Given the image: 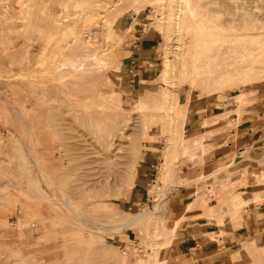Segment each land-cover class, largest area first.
<instances>
[{
	"label": "rangeland",
	"instance_id": "obj_1",
	"mask_svg": "<svg viewBox=\"0 0 264 264\" xmlns=\"http://www.w3.org/2000/svg\"><path fill=\"white\" fill-rule=\"evenodd\" d=\"M115 2L101 1L96 17L89 14L96 6H89L88 0H0V229H11L9 240H5L7 234L0 233V264H121V256L128 257V264H138L141 259H147L146 264H177L168 260L172 233L167 230L176 225L180 216L167 200L172 190L176 193V189L181 192L187 188L188 193L205 197V202L218 198L219 202L229 204L232 193L244 190V196L250 198L255 194L252 189L261 188L257 184L247 187L250 182L246 180H262L250 171H246L248 179L235 182L247 163L230 164L229 168L217 170L211 179L191 180L180 188L182 181L176 187L170 186L176 183L170 176L179 172L186 177L206 162L209 148L204 145V137L196 146L191 140L186 141V136H198L190 121L185 129L196 98L208 95L224 101L231 94L264 83V72L250 77L243 87L236 80L220 89L216 87L218 82L212 87L193 82L194 72L211 53L217 52L221 57L222 50L229 49V53L238 55L250 45L259 46L261 52V34L253 33L261 31L264 0H195L194 25L190 27H180L176 22L181 0ZM110 8L114 11L108 12ZM108 21L113 22L114 35L108 32ZM142 22L158 35L161 69L157 79L140 81L135 87L126 85L128 79L117 73L118 51ZM87 29L98 34L93 43L85 42ZM217 43L220 44L216 46ZM86 47L103 57L115 48L114 58L107 66L87 64L86 67L93 68L90 74L89 69L72 72L70 67L56 71L61 61L65 63L76 54L73 58L77 61V57H83ZM168 57L178 63L174 84L163 77ZM189 69L193 71L191 77ZM85 76L89 78L85 80ZM166 88L178 91L179 101L174 103L176 106L172 104L175 111L171 104H165L171 110L165 109L169 114L163 117L164 104L156 98ZM143 90H148L151 98L141 109L136 102ZM115 91L118 92L112 96ZM88 93L106 95L101 99L111 100L110 106L88 103ZM148 117L150 124L144 128ZM152 138L162 140L163 154L153 181L147 184L151 202L125 213L119 203L135 183H130L131 172L137 174L139 161L149 145L147 140ZM167 154L172 158L168 162L171 168L166 165L169 173L161 179ZM36 159L42 162L41 166H37ZM210 182L212 186H208ZM41 187L46 189L45 193ZM65 191L70 205L65 202ZM258 194L261 197L264 193ZM254 196L255 202L226 210L230 214L228 226L181 214L186 227L178 229H186L190 224L196 227L187 229L226 228L219 233L224 241L218 243L217 249L227 247L228 252L223 251L231 253L247 246L254 254L247 264H264V250L260 251L258 246L264 244V195L263 200ZM71 206L79 207L84 219L117 231L108 233L92 222L85 225L74 216ZM140 210L153 212L149 219L131 226L141 230L140 239L119 246L114 238L123 237L128 227H114L121 216ZM111 212H119L118 220L105 215ZM210 212L207 207L203 213ZM2 241L9 244L2 245ZM150 257L153 259L148 261Z\"/></svg>",
	"mask_w": 264,
	"mask_h": 264
},
{
	"label": "crops",
	"instance_id": "obj_2",
	"mask_svg": "<svg viewBox=\"0 0 264 264\" xmlns=\"http://www.w3.org/2000/svg\"><path fill=\"white\" fill-rule=\"evenodd\" d=\"M158 43L157 33L147 29L142 22L138 27H135L129 40L119 48L117 73L120 77L128 79L126 85L136 87L140 81L151 82L159 77L161 63L159 61ZM245 91H247V95L243 91L237 92L229 95L224 101L220 97L208 95L199 96L195 99L192 104L194 107L193 114L191 117L187 116L189 119H187L185 129L189 126L188 121H190L191 128L198 132V136L194 138L186 136V141L191 140L196 146L198 144L197 138L204 136V145L209 150L206 153V162L189 172L186 177L176 172L179 175L178 177L175 176L178 180L177 185L179 181L183 183L178 188L188 185L185 183V179L190 181L204 179L205 181L211 179L210 176L217 170L229 168L230 164L245 165L247 163L245 167L247 170L243 169L241 178L236 179L235 182L248 179L246 171H250L259 175L262 180L256 183L246 180L245 182H250L247 187H254L257 184L261 188L252 190L264 193V83L247 87ZM245 95L246 100H244ZM161 142V139L147 140L149 145L146 147L144 157L139 161L135 183L119 203L125 213L141 209L142 206L151 202L150 189L147 184L153 181L154 171L162 159ZM205 174H209V176L203 177ZM208 186H212L211 182L208 183ZM176 190L180 192V189ZM178 192L175 193L172 190L167 200L175 212H180V215L185 214L189 218L204 214V209L207 207L211 208V206L221 204L218 198H212L202 206L201 200L205 198L201 197L202 195L198 196L197 193L193 192L188 193L187 188L182 189L180 194ZM241 192L244 193V190ZM222 193L223 191L220 194ZM190 204L191 208L189 207ZM131 228L129 226L128 229H125L123 237L114 238L119 246H126L128 241L134 242L140 239L141 230ZM0 233L7 234L8 237L5 240H9L11 229H0ZM1 243L2 245L9 244L4 241ZM199 244L200 242L195 237H188L180 241V246L184 250H189L191 247L199 246ZM217 246L218 244L213 242L203 243L199 255L212 252L217 249Z\"/></svg>",
	"mask_w": 264,
	"mask_h": 264
},
{
	"label": "bare ground",
	"instance_id": "obj_3",
	"mask_svg": "<svg viewBox=\"0 0 264 264\" xmlns=\"http://www.w3.org/2000/svg\"><path fill=\"white\" fill-rule=\"evenodd\" d=\"M8 1V0H7ZM22 1V0H21ZM101 1L103 0H88V4H90L89 6H96L94 7V10H92L90 14V16H95L97 17V14L100 13L99 11V7L101 6ZM139 1V0H137ZM141 1V0H140ZM160 1V0H159ZM182 4L181 6L178 8L177 12L175 13L176 15V22L179 23L180 27L182 25H185L190 27L194 25V16H195V10H196V6H195V0H181ZM118 2V0H117ZM115 2V3H117ZM22 3V2H21ZM24 3V0H23ZM114 3V4H115ZM104 4V3H103ZM107 5V4H106ZM112 5V4H111ZM133 5V4H132ZM23 6V5H22ZM25 6V5H24ZM118 6V5H117ZM21 7V6H20ZM86 9V8H85ZM92 9V8H91ZM106 10V9H105ZM113 10L112 8H110L109 11ZM26 11V10H25ZM114 11V10H113ZM27 12V11H26ZM83 12V11H82ZM84 12H86L84 10ZM78 14V13H77ZM81 14V13H80ZM86 14V13H85ZM19 15V14H18ZM79 15V14H78ZM82 16V15H81ZM89 16V17H90ZM105 16V15H104ZM20 17V15H19ZM77 17V16H76ZM80 17V16H79ZM101 17V15H100ZM166 17V16H165ZM23 18V17H22ZM27 18V17H26ZM74 18V17H73ZM73 21V20H72ZM75 21V19H74ZM262 23H261V31H257L255 33H253V35H258L261 34V52L258 51V49L260 48L257 45H250L247 50H243L241 54H234V53H229V49L224 51L222 50V47H218V49L222 50L224 53L223 56H218L217 52L216 53H211L209 54L206 58L204 63H202L200 65V67L194 72L193 75V82H197V81H201L202 83H205L207 87H212L214 82H218V84L216 85V87L218 89L222 88L223 86H225L226 84H228V82H231L232 80H236L237 82H241V87H243L245 84H247L249 82V78L252 77L255 74H262L261 72H264V15L262 17ZM115 23V22H114ZM108 26V32H110V35H114V31L112 30V24L113 22H109L107 23ZM106 24V25H107ZM91 25V24H90ZM88 26V25H87ZM86 27V26H85ZM178 28V27H177ZM255 28V27H254ZM257 28V27H256ZM86 30V29H85ZM97 30V29H96ZM84 32V30H83ZM88 34H86L85 37V42H94V37H97V32L94 30V32H92L91 30L87 29ZM86 33V32H84ZM249 34V33H248ZM236 36V35H235ZM239 36V35H238ZM104 37V36H103ZM107 37V36H106ZM113 37V36H110ZM108 38V37H107ZM111 39V38H110ZM108 40V39H107ZM106 40V41H107ZM115 40V39H111L110 41ZM76 41V40H75ZM105 41V42H106ZM109 41V42H110ZM84 42V41H83ZM108 42V41H107ZM72 43V42H71ZM101 43V42H100ZM88 44V43H87ZM111 44V43H110ZM115 44V43H114ZM220 43H217L216 46H218ZM113 45V44H112ZM118 45V44H117ZM95 46V44L93 45ZM91 46V47H93ZM108 46V45H107ZM111 46V45H110ZM115 46V45H114ZM113 46V47H114ZM233 46V45H232ZM83 48V47H82ZM81 48V49H82ZM94 48H98V47H94ZM103 48V47H102ZM234 49V47H232ZM86 51L84 52V56L81 57H77L79 58L78 61L76 60V58H73L74 56L76 57V55L72 56L71 59L64 63V61L62 63V65L58 66L56 71H60L61 69L65 68V67H70L72 72L73 71H79L78 69H89L88 73H92L93 72V68L90 69L91 67H86L87 64H89L90 66L94 65L96 67L102 66V65H108V63H110V60H113L114 56H113V52H115V48L114 50L111 52H109L108 55L100 56L98 55L96 52L92 51L89 47H86ZM99 49V48H98ZM108 49V48H107ZM106 49V50H107ZM110 49V48H109ZM108 49V50H109ZM242 49V48H241ZM105 50V51H106ZM235 50V49H234ZM77 51V50H76ZM97 51V49H96ZM99 51V50H98ZM97 51V52H98ZM79 53V52H78ZM82 53V51L80 52ZM105 54V53H104ZM103 54V55H104ZM86 56V57H85ZM116 59V58H115ZM177 59V57H176ZM80 60V61H79ZM110 61V62H109ZM64 63V64H63ZM79 64L78 68H75L76 64ZM58 64V63H57ZM177 66L178 63L175 59H172L171 57H168L166 59L164 68H163V77L165 79V81L167 83H172L174 84V77L176 76V72H177ZM56 67V66H55ZM63 67V68H62ZM54 70V69H53ZM67 70V69H66ZM97 70H99L97 68ZM70 72V71H69ZM82 72V71H81ZM83 72H87L86 70H83ZM193 72V71H192ZM192 72L190 71V69L188 70V74H190V77L192 75ZM56 73V72H55ZM68 73V72H67ZM52 74V73H51ZM54 74V73H53ZM102 74V73H101ZM178 76V75H177ZM69 77V76H68ZM88 76H85V80L88 79ZM189 78V77H188ZM84 80V79H83ZM68 81V80H67ZM188 82V81H187ZM235 82V81H234ZM82 83V82H81ZM193 85V84H192ZM201 85V84H200ZM245 92V90H243ZM118 91H115L113 93L112 96H114L115 93H117ZM87 96L86 101H88V103L92 102V103H97L100 104L102 107H109L111 100L108 99H104L102 100L101 98H103L104 94L102 93H96V94H90ZM108 97L111 96V94H107ZM149 98H151V93L148 90H143L140 92L139 97L137 99V106L138 108L143 109L144 107H146V105H148V100ZM156 99H159L161 102V105H163L162 109H163V117L169 113H167L166 111L169 110V108H166L165 104H171V109H174V103L177 104V102L179 101V92L178 91H174L171 90L170 88H166L165 91L162 92V94H160L159 97H157ZM85 102V101H84ZM173 104V106H172ZM168 106V105H167ZM176 106V105H175ZM166 109V111H165ZM168 109V110H167ZM170 109V110H171ZM169 110V111H170ZM128 123H126L127 125ZM150 124V118H145V123H144V128H147L148 125ZM30 130V129H29ZM204 137V136H203ZM197 138V142L201 139ZM25 143H27V141H25ZM114 143V141H113ZM199 144V143H198ZM27 145V144H26ZM29 148V146H27ZM171 148V146H169ZM170 148L168 150H170ZM29 150V149H28ZM172 150V149H171ZM170 150V151H171ZM168 151V153H171L172 156V152ZM170 156V158H171ZM34 157V156H33ZM168 157V154H167ZM169 157L165 160L164 162V166L161 168V175L159 177H161V179H165L166 175H168L169 171L167 170L169 166L170 167V163L169 161H172ZM37 166H41L42 162L39 163V161H37V159L35 160ZM169 162V164H168ZM163 163V162H162ZM168 164V165H167ZM162 165V164H161ZM167 165V166H166ZM171 168V167H170ZM169 168V169H170ZM172 170V169H171ZM247 170V169H246ZM43 171V170H42ZM132 178L130 183H134L136 180V172L132 171ZM171 174V173H170ZM173 174V173H172ZM135 175V176H134ZM174 175V174H173ZM211 175V174H210ZM42 179L46 180L45 175L42 173ZM134 176V177H133ZM176 175L174 176H170L171 178L173 177V182L176 183H172L170 186H176L177 185V181L176 180ZM179 175H177L178 177ZM209 174H205L203 175V177H208ZM169 177V178H170ZM179 179V178H178ZM190 180H186L185 179V183H188ZM233 186V185H232ZM52 186H48V188H51ZM54 188L57 187V185L53 186ZM41 191L43 193L46 192V189L41 187ZM66 193V198H65V202L67 203V205H70L69 201H68V193L67 191H65ZM258 193H260V191H256L254 195H259ZM263 194V193H262ZM253 195V196H254ZM264 195V194H263ZM262 195V196H263ZM250 197L247 198L244 196L243 192H234L231 195V201L230 203H226V202H222L219 206V209L214 208V206L211 207V211L210 213L207 214H202L198 217H201L203 219H207L209 221H217L220 224H227V222L229 221V217L230 214L226 213L227 209L230 210H236L242 206H247L250 202H255L254 200L256 199V197L254 196V198ZM262 196H258V198L260 197L262 200ZM70 197V196H69ZM260 198L258 200H260ZM64 199V197H63ZM254 199V200H253ZM207 203V201L205 202V199L203 198L201 200V205L204 206ZM199 204V203H198ZM98 205V204H97ZM101 206V205H99ZM104 207H108L103 205ZM190 208L192 207L191 204L189 206ZM249 207V206H248ZM72 211L74 216L78 217L80 221H82L85 225H89L90 222H92L94 225H96V227H98L99 229H105L106 232L108 233H115V231L111 228H108L106 226H102V224L98 225L96 222L93 221H88L86 219H84L79 207L77 206H71ZM119 212H111V213H106L105 215H107V217H109L110 219L113 220H118V217L116 219V216L118 215ZM152 211L150 210H140L132 215H127V216H121L119 223L116 224V226L114 228H127L129 226H133L134 224L137 223H142L145 220L149 219L152 216ZM232 214V213H231ZM103 215V214H102ZM101 215V216H102ZM184 215V214H183ZM185 216H178L177 220H176V225L170 227V229L167 230V232H171L172 236H171V240H172V244L170 245V249L168 250V260L170 262H176L177 264H181V263H194V264H221L222 261H224L225 264H247L249 262V259L253 256L251 255V248L249 249L247 246L241 247L239 249H237L234 252L231 253H227L228 249L227 247H222L224 249L220 250V249H216L212 252H206L204 255H199V251L202 248V244L206 243V242H210V243H221L224 241L222 236L219 234L220 232H222L223 230H227L226 228L224 229H187L189 228V226H195L196 224H190L188 225V227L186 229H178L179 226H182L183 223L185 222L184 219ZM231 221V220H230ZM182 223V224H181ZM208 225V224H206ZM221 225V226H222ZM230 225V224H229ZM233 225V224H232ZM231 225V226H232ZM158 226V225H157ZM184 226V225H183ZM209 226V225H208ZM226 226V225H225ZM228 226V224H227ZM186 227V225L184 226ZM196 227V226H195ZM224 227V226H222ZM119 232V231H118ZM184 233V234H183ZM185 233L187 235H185ZM99 234V233H98ZM181 234H183L184 236H182ZM190 235L196 236L198 239V242H200L199 246H194L191 247L189 250H184L181 246H180V241L188 238ZM230 239V238H229ZM228 239V240H229ZM255 239V238H254ZM227 240V241H228ZM243 241V240H242ZM256 241V240H254ZM254 241H248V242H254ZM164 242V241H163ZM163 242L161 241V245L163 244ZM226 242V241H225ZM224 242V243H225ZM249 244V243H248ZM255 243H253L254 245ZM160 245V244H159ZM252 245V244H251ZM252 245V248H253ZM158 246V245H157ZM157 246H153V247H157ZM249 246V245H248ZM255 246H257L255 244ZM260 251L264 250V244H260L258 245ZM160 247V246H159ZM158 247V248H159ZM251 247V246H249ZM157 249V248H156ZM153 250V252L150 254L151 256L154 255L155 250ZM254 249V248H253ZM262 249V250H261ZM227 250V252L225 253L224 251ZM232 250V249H231ZM258 250V249H257ZM223 251V252H221ZM255 253V252H253ZM262 254V253H261ZM263 255V254H262ZM85 256V255H84ZM83 256V257H84ZM256 256V253H255ZM262 258V257H261ZM261 258L259 259V261H261ZM153 259V257H150L148 259V261H151ZM121 260V264H128V257L126 256H121L120 257ZM166 260V259H165ZM144 261H147V259H141L138 261V264H146ZM164 261V260H163ZM162 261V262H163ZM263 261H264V255H263ZM161 262V263H162Z\"/></svg>",
	"mask_w": 264,
	"mask_h": 264
},
{
	"label": "built area",
	"instance_id": "obj_4",
	"mask_svg": "<svg viewBox=\"0 0 264 264\" xmlns=\"http://www.w3.org/2000/svg\"><path fill=\"white\" fill-rule=\"evenodd\" d=\"M146 25V24H145ZM135 243H136V241H135Z\"/></svg>",
	"mask_w": 264,
	"mask_h": 264
}]
</instances>
